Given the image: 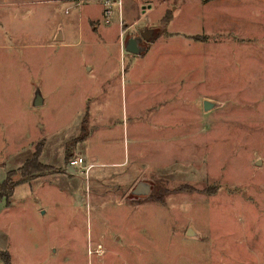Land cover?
Returning a JSON list of instances; mask_svg holds the SVG:
<instances>
[{"label":"rangeland","instance_id":"374dc122","mask_svg":"<svg viewBox=\"0 0 264 264\" xmlns=\"http://www.w3.org/2000/svg\"><path fill=\"white\" fill-rule=\"evenodd\" d=\"M156 1L164 14L125 1L140 9L129 7L137 22L117 41L114 25L98 35L75 11L78 28L57 45L49 31L61 16L47 19L48 3L0 4V26L28 45L15 66L0 65L10 264H264V0H185L167 27L157 19L178 0ZM148 20L160 37L133 55L125 44ZM32 90L44 104L30 108ZM89 97L94 121H78ZM204 100L214 106L204 111ZM26 162L42 171L27 178ZM140 183L146 193H134Z\"/></svg>","mask_w":264,"mask_h":264},{"label":"crops","instance_id":"0c3cea01","mask_svg":"<svg viewBox=\"0 0 264 264\" xmlns=\"http://www.w3.org/2000/svg\"><path fill=\"white\" fill-rule=\"evenodd\" d=\"M33 2H41V3H44V4L48 3V5L50 7L49 12L51 13V17H49L47 19H51L52 18V20H55L56 17L55 16L53 17L52 14H54V13L55 14H59L62 17V14H63V11H64V7L67 4L76 3V0H0V4L1 3H6V4H9V5H12V6L18 5L19 3H21V4L29 3V5H30ZM156 2L158 3L157 5L155 4ZM165 2L166 1H160L159 2V1L153 0L148 5H145V6L144 5H140V8L142 9V12L144 14H148L150 11H152L154 6H158V8L159 7L161 8L162 13L164 14L165 11L168 8V6L165 5ZM184 3H185V0H178V1H176V3L174 5L171 6V12L169 11L170 12V19L167 22L166 27L173 23L174 19L176 18V15L179 13V11L181 12V11H183L186 8V7H182V5ZM91 5H94V7L97 6V8L99 7L100 8L99 11H97L96 13L91 12V9H90ZM124 5H125V3H124ZM129 7H131L132 9L134 7L136 10L140 9L138 4L137 5H135V4L133 5L132 2H127L126 3V8L124 9L123 22H124V26L128 27L127 28V32L128 31L131 32V30L134 29L133 26L136 24L137 19H138L137 16H134V14L131 13L132 11H128ZM84 10H85V12L87 11L86 21L85 22L87 24H90V27L94 31H96L98 33V35L101 34L99 32H100L101 26L103 24H105V25H114L116 27V29H117L116 41L118 40L117 37H118V35H120V32H121V26L119 24L118 18L116 17L115 19H113L112 22L106 24L103 21V18H102V5L100 3V0H87L85 3L81 2L79 0V4L77 6L75 5L73 7V9L70 10L71 13H69L70 12L69 10H68V12H65V18H63L64 20L62 21V18L59 17L57 22H55V24H54L53 30L49 31L50 39L54 38V37L56 39H60L62 37V41L59 42V43H55V45L62 44L64 42V40L67 39L68 34H70V32H71L73 23H76L77 28H78V19H80V17L77 18V16L81 15V19H82V17H84V16H83L81 11L84 12ZM75 11H77L76 12L77 16L73 15L75 13ZM163 17H164V15L161 16L160 18H158L157 19V23L158 22L161 23V20H162ZM150 20H148L146 24L141 26L140 29L141 30L143 29L145 31L146 30L150 31V33L152 31H154L156 29V26L149 24L151 22ZM0 27H1V29H0V65L6 66L7 64H12V66H15L16 55L19 54V50H22V49L24 50L25 47H28V45H25L23 47L16 46L15 45L16 39H19V37L16 38V35H18V36L20 35L21 36L22 33L21 32H16L14 30H10L7 27H5V28L3 26H0ZM102 29H103V27H102ZM137 30H139V28L136 29V32H137ZM166 32H167L169 38L176 37L178 35V33H179V32H175V31H169L168 29H166ZM82 33H83V29H82V26L80 25L79 26V36L82 35ZM27 34H28V36L31 37V36L38 35L39 32L35 28H32V29L28 30ZM196 35L198 36V35H200V33H198V34L197 33L196 34H188V35L183 34V37L186 38V39H191V38L195 37ZM134 37H135V35H134ZM159 37L160 36H158L157 38H153L152 39V35L150 34L149 39H147V40L144 39L145 44H146L145 45L146 48L143 51H141L139 54H134V53L129 52V51L128 52L133 54V55H137V56H141V55H143L145 53H148L151 50V47L153 46V44L156 42V40L159 39ZM194 42H196V41H194ZM50 44H52V46H54V44L52 43L51 40H50ZM147 44H149V46ZM140 45H141V43H140ZM30 60L35 61L33 58H31ZM90 67H91V64H88L87 68L92 70V68H90ZM5 75H8V74L6 73ZM4 77H6V76H4ZM105 82L107 83L108 80H105ZM34 90H32V95H31V98L29 99L30 100V102H29L30 108H32L34 106L33 105V101H34V98H35V91ZM41 97H42V104H44V101L46 100V98H45L44 95H42ZM92 100L93 99L90 98V97L88 99L87 98L85 99L86 103L85 102L84 103L86 105V109L84 111H81V113L78 115V121H79V119L81 117H83V114H85V112L88 113V111L90 109H92L94 112H96L95 108H96L97 103L94 105L95 101L92 102ZM27 101H28V99L26 100V103H27ZM103 101H104L103 99L101 101H99L100 104ZM34 107H37V106H34ZM88 116H89L91 121H94L95 117H93L94 116L93 113H92V115H91V113H88ZM44 126L46 127L45 123H44ZM91 137L92 136H90L88 139H86L87 144H89V142H91V140L89 141V139ZM95 155H96V152H94V155H92V154L89 155V156L87 155V158L90 159L91 162H94L95 161L94 159L97 158V156H95ZM82 159H84V158H82ZM122 163L123 162H112L111 165H121ZM138 194H140V193H138ZM4 251H6V250H4ZM8 254H9V252H8ZM9 256H10V254H9ZM10 259H11V256H10Z\"/></svg>","mask_w":264,"mask_h":264},{"label":"built area","instance_id":"2783aa9c","mask_svg":"<svg viewBox=\"0 0 264 264\" xmlns=\"http://www.w3.org/2000/svg\"><path fill=\"white\" fill-rule=\"evenodd\" d=\"M126 0H100L102 5V18L103 21L108 24L113 21L116 17L118 18L121 26L120 37H124L127 34V28H124V3ZM141 5H148L153 0H139ZM129 32V31H128ZM71 165H79L83 163L82 158H75L71 160Z\"/></svg>","mask_w":264,"mask_h":264},{"label":"water","instance_id":"95a60500","mask_svg":"<svg viewBox=\"0 0 264 264\" xmlns=\"http://www.w3.org/2000/svg\"><path fill=\"white\" fill-rule=\"evenodd\" d=\"M150 31L142 30L139 35H136L135 37H129L126 44H125V50L132 52L134 54H139L141 51L144 50V48L140 45V43L144 39H149L150 37ZM42 104V97L40 96L39 90L35 91V98L33 101L34 106H38ZM214 106V103L210 102L209 100L203 101V109L204 111H207L211 109ZM148 191V186L146 184L140 183L136 186L134 193H146ZM188 234H192V231L189 229Z\"/></svg>","mask_w":264,"mask_h":264},{"label":"trees","instance_id":"16d2710c","mask_svg":"<svg viewBox=\"0 0 264 264\" xmlns=\"http://www.w3.org/2000/svg\"><path fill=\"white\" fill-rule=\"evenodd\" d=\"M169 19H170V15H168V16H164L163 18H162V20H161V24L162 25H166L167 24V22L169 21ZM27 163V162H26ZM34 170H36V171H42V166H38V168L37 169H32L31 168V166H30V164H29V162L26 164V165H24V168H23V174L27 177V178H32V176H33V171ZM7 182H11V180H10V178H6V180L5 181H3L2 182V185L3 186H0V188L3 190H5V185H6V183ZM5 184V185H4ZM2 196L3 197H7L8 195L4 192L3 194H2ZM0 259H2L3 260V262H4V264H10V257H9V254L7 253V252H5V251H2V250H0Z\"/></svg>","mask_w":264,"mask_h":264}]
</instances>
